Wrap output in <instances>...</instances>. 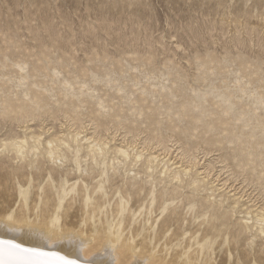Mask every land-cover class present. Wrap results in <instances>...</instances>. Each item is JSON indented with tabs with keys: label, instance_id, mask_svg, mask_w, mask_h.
<instances>
[{
	"label": "rangeland",
	"instance_id": "obj_1",
	"mask_svg": "<svg viewBox=\"0 0 264 264\" xmlns=\"http://www.w3.org/2000/svg\"><path fill=\"white\" fill-rule=\"evenodd\" d=\"M257 213L264 0H0V222L112 258L117 235L129 264H264Z\"/></svg>",
	"mask_w": 264,
	"mask_h": 264
},
{
	"label": "bare ground",
	"instance_id": "obj_2",
	"mask_svg": "<svg viewBox=\"0 0 264 264\" xmlns=\"http://www.w3.org/2000/svg\"><path fill=\"white\" fill-rule=\"evenodd\" d=\"M86 140H90V139L87 137ZM25 142H26V139H24V138L15 139V140H13L12 146L14 148H16L20 153H24ZM51 143H52V141H49V144H51ZM90 146L92 148H95V149L96 148L101 149V145L97 142H94V141L90 142ZM117 152L121 155H124V156H128V154H129L128 149H126L125 147H118ZM49 153H50V157L52 159H54L55 156H54L53 151L50 150ZM140 156L141 155H138L137 157L139 158ZM158 157L159 156L152 155L151 161H157ZM166 168H167L166 170L169 169L168 167H166ZM166 170H164V172H166ZM183 170L185 171V174H187V173H189V171L191 169L190 168L189 169L184 168ZM176 177H178V174L176 175ZM197 183H199L198 180L195 181V184H197ZM10 221H13V220H10ZM255 221H256V224H255L256 229L259 230L260 232H264V227H263V225H264L263 224L264 223V214L257 213ZM7 222H8V219H7ZM13 222H17V221L14 220ZM13 222H9V224L0 222V241H8V242H11L12 244L19 246L18 249H6L5 259H9V258L17 259V260L25 262V264H28V262H32V264H35V262H40V261L48 262V264H59L58 258L63 257L64 259H70V260L75 261L76 264H129V260H131V258H132V256H131L130 259H128L129 257L127 255L130 253V251H133L134 246L132 247V245H130L131 242L128 243V245H126V242H124V243L121 242L122 239L119 240L118 239L119 237H116L117 235H110V236L108 235L109 238L106 237V240L108 242L105 241L107 244H109L113 248L115 247L114 250L117 254L116 253H114V254L117 255V259H114L116 255L114 256V258H112L110 250L106 251L105 253H103L102 252L103 250H102L101 251L102 253H100V254H97V253L93 254V250L95 249L94 248L95 244H93V242L98 240L99 236H97V235H96L97 236L96 237L92 234L93 235L92 244L89 241L90 242L89 245H88V241H86L85 243H82V242H76L75 243L73 240L52 241L53 236L50 238V237H47L46 235H44V233H41L38 231L36 232V230H34L33 228L24 227V224H27V226H28L27 221L26 222L25 221L24 222L18 221L16 223L17 225H15V223H13ZM244 222L247 226H249V224L251 223L249 221V219L244 220ZM21 225H23V226H21ZM49 228H50V226H49ZM51 230H54V229L51 228ZM48 231H49V229H48ZM52 232L50 231V234ZM53 233H55V232H53ZM58 235L59 234H57V236ZM102 237H101V239H102ZM103 238H105V237H103ZM101 239L99 241H102ZM98 243H100V242H98ZM21 249H30V250H34L37 252H44V253H47L48 255L36 256V255H33L31 252L21 251ZM118 250H120V252L122 253V258H123V256H126L123 258L124 260H126L125 258L128 257L127 262L122 261L123 259L122 260L119 259ZM9 253L11 254L10 256H9ZM131 253H130V255H131ZM138 253H139V251H138ZM138 255H140V254H138ZM151 259L153 260V258H151ZM145 260H147V258ZM152 260L148 264H154L155 262L153 261L154 262L153 263ZM156 260L157 259H155V261ZM160 261H161V259H160ZM130 264H143V262L141 260L137 259L136 261H134Z\"/></svg>",
	"mask_w": 264,
	"mask_h": 264
},
{
	"label": "snow or ice",
	"instance_id": "obj_3",
	"mask_svg": "<svg viewBox=\"0 0 264 264\" xmlns=\"http://www.w3.org/2000/svg\"><path fill=\"white\" fill-rule=\"evenodd\" d=\"M19 246L12 244L11 242L8 241H0V264H25V262L17 260V259H5V253H6V249H18ZM21 251H26V252H31L33 255L36 256H46L48 255L47 253L44 252H37L34 250H30V249H21ZM11 254L9 253V256ZM59 264H76L75 261L70 260V259H64L63 257H59ZM28 264H32V262H28ZM35 264H48V262H35Z\"/></svg>",
	"mask_w": 264,
	"mask_h": 264
}]
</instances>
